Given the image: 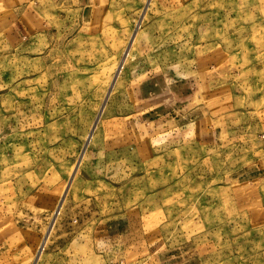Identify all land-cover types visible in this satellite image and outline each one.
Returning a JSON list of instances; mask_svg holds the SVG:
<instances>
[{
	"label": "rangeland",
	"instance_id": "374dc122",
	"mask_svg": "<svg viewBox=\"0 0 264 264\" xmlns=\"http://www.w3.org/2000/svg\"><path fill=\"white\" fill-rule=\"evenodd\" d=\"M67 1L0 39V264L34 225L12 264H264V0H100L94 34ZM177 77L184 110L130 120Z\"/></svg>",
	"mask_w": 264,
	"mask_h": 264
},
{
	"label": "crops",
	"instance_id": "0c3cea01",
	"mask_svg": "<svg viewBox=\"0 0 264 264\" xmlns=\"http://www.w3.org/2000/svg\"><path fill=\"white\" fill-rule=\"evenodd\" d=\"M30 1L33 3L30 4ZM34 1L35 0H28V2H26L25 0H22V4H16L14 6L16 19L10 22L3 32H0V39L8 47L18 46L27 37L40 33V30L46 27L48 23V19H46V13H41V8H39L40 5L36 2L41 0H36L35 4ZM156 1L160 5H163L165 8L174 9L182 6L187 0ZM67 3L69 9H71L72 11H76L77 13L75 22L76 29L80 34L98 33V31L105 25H108L110 21L109 14H112V7L108 10V8L111 6L110 3H107L105 5V8H103V13H98L96 17L94 16V8L101 5L100 0H69L67 1ZM96 4L98 5L96 6ZM19 8L22 9L20 13L18 10ZM189 83L191 82L187 80H180V77H177V80L174 79L171 86L168 87L169 93H167L166 96L160 95V98L157 97L156 100L151 101V106L142 108V113L138 112V114L135 113L134 116L130 115V120H132V117H134V119L140 117V119H145L147 123L148 121L154 122L155 119H159L162 121L164 119H167V117H171V111L174 110L176 111L175 115H177L179 109L184 110V107L182 106L184 103H186L184 99V93L186 91L184 88L185 86L187 87ZM191 87L192 85H189L188 88L191 89ZM143 114L144 116H142ZM178 118L181 119V116H178ZM41 232L42 230L40 229V227L37 228L36 225H34V228L30 229L29 237L26 241H24V243L26 244H23L22 247L19 248V251H22L21 254L22 256L24 255V258L27 256L29 258L30 254L34 255L36 253L37 247H39L43 238ZM4 246V244L0 243V249ZM32 246L34 249L32 248ZM20 252H16L19 259L9 261L11 262V264L15 262H22L19 256Z\"/></svg>",
	"mask_w": 264,
	"mask_h": 264
}]
</instances>
